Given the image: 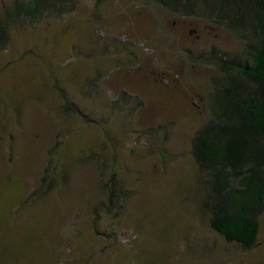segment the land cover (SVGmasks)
I'll return each mask as SVG.
<instances>
[{"label":"rangeland","instance_id":"374dc122","mask_svg":"<svg viewBox=\"0 0 264 264\" xmlns=\"http://www.w3.org/2000/svg\"><path fill=\"white\" fill-rule=\"evenodd\" d=\"M214 46L243 41L155 0H78L13 31L0 51V264H264V213L243 249L201 206L192 143L219 72L195 56ZM55 82L86 115L62 109ZM123 90L143 104L111 109ZM54 165L51 188L27 199ZM112 169L128 192L118 214L100 205Z\"/></svg>","mask_w":264,"mask_h":264},{"label":"trees","instance_id":"16d2710c","mask_svg":"<svg viewBox=\"0 0 264 264\" xmlns=\"http://www.w3.org/2000/svg\"><path fill=\"white\" fill-rule=\"evenodd\" d=\"M171 13L198 16L232 31L243 41L236 52L216 46L195 58L212 65L209 119L194 136L192 153L199 169L201 206L211 227L243 249L255 246L264 213V0H155ZM78 0H12L0 14V51L13 31L47 17H62ZM61 107L67 113L86 115L66 87L55 82ZM143 100L121 91L111 101L113 110L137 108ZM152 134V128L142 130ZM54 166H48L40 184L27 199L39 197L52 186ZM100 203L118 214L128 192L117 171L100 174ZM98 209V206L97 208Z\"/></svg>","mask_w":264,"mask_h":264},{"label":"water","instance_id":"95a60500","mask_svg":"<svg viewBox=\"0 0 264 264\" xmlns=\"http://www.w3.org/2000/svg\"><path fill=\"white\" fill-rule=\"evenodd\" d=\"M194 31V29H192L190 32L192 33Z\"/></svg>","mask_w":264,"mask_h":264}]
</instances>
